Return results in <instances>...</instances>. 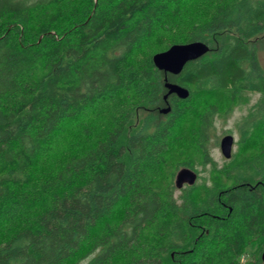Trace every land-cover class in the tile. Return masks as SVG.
Instances as JSON below:
<instances>
[{
    "label": "trees",
    "instance_id": "16d2710c",
    "mask_svg": "<svg viewBox=\"0 0 264 264\" xmlns=\"http://www.w3.org/2000/svg\"><path fill=\"white\" fill-rule=\"evenodd\" d=\"M196 2L206 16L184 17ZM224 32L214 55L165 75L187 97L123 136L133 109L163 102L151 56ZM262 32L264 0H0V264H66L96 227L82 264H262L264 146L220 168L254 170L253 185L196 197L194 182L177 199L174 181L155 185L194 96L256 94L240 137L264 125V67L244 42ZM217 115L207 106L189 131L202 164Z\"/></svg>",
    "mask_w": 264,
    "mask_h": 264
},
{
    "label": "rangeland",
    "instance_id": "374dc122",
    "mask_svg": "<svg viewBox=\"0 0 264 264\" xmlns=\"http://www.w3.org/2000/svg\"><path fill=\"white\" fill-rule=\"evenodd\" d=\"M185 8L184 17L192 15L204 18L208 12L202 2L190 3ZM225 33L228 32L216 33L207 39L206 43L209 50L205 56L208 55V57H210L218 51L222 42L223 34ZM230 33L233 32L230 31ZM181 34H183V31L175 33V36H181ZM179 38L181 39V37ZM168 42V38L162 39L161 45L153 49L155 51L160 50L166 47ZM244 42L248 48H254L256 50L259 64L264 67V32L253 36ZM141 58H143L142 55L138 56L137 59ZM168 80L173 82V78L171 77H168ZM169 98L170 96L166 98V103L162 102V104H159L156 109L151 105H142L133 109L130 120L125 125L123 136L127 137L135 130H138V128L143 125V122L151 120L154 111L156 112V110L158 111L166 106H170ZM248 98L246 104L229 105L219 92L194 96L190 100V110L181 121V124H179L176 131L177 141L172 144L169 151L165 154L164 164L159 170L155 185L162 189L166 187L169 182L173 183L176 171L183 168L185 165H190L196 172V197H202L203 193L206 192L212 182L224 184L226 187H232L240 183L253 185L258 180V175L254 170L246 171L242 168H236L228 170L226 173L220 172V168H222V166L228 161L232 159L235 161L245 159L256 153L260 146H264V125L258 126L254 129L246 140H243L242 137H240V128H242L240 123L248 110L252 107L257 95L250 94ZM207 106H216L218 108V115L212 120V132L209 134L206 146V155L210 163L202 164L203 156L199 151H196L193 141L189 137V131L196 125L197 114L202 112ZM225 134H229L233 138L231 159L229 160L224 159L221 156L218 148V142ZM43 161L47 163L50 162L48 159ZM173 171L174 174L171 176ZM182 191L183 188H174L173 197L177 199ZM210 194H214V192L210 191ZM121 208L122 205H118L114 208L109 216V221L115 222L119 220L122 211ZM5 228L6 227H4L3 230L0 229V240L4 239L7 234ZM98 230L99 227H96L90 238L87 239L84 245L72 255L66 264H82L87 258H89V252L94 243V236ZM250 251L252 250L248 248L247 252ZM245 259L246 258L242 259V261H245Z\"/></svg>",
    "mask_w": 264,
    "mask_h": 264
},
{
    "label": "water",
    "instance_id": "95a60500",
    "mask_svg": "<svg viewBox=\"0 0 264 264\" xmlns=\"http://www.w3.org/2000/svg\"><path fill=\"white\" fill-rule=\"evenodd\" d=\"M208 51L206 44L202 42H190L185 44H173L162 52L155 53L151 56V62L156 70L163 73V88L165 93L162 100L166 103V98L174 95L178 99H185L188 95L187 91L175 83H170L166 80V74L177 75L183 66L190 61H193ZM169 107L166 106L159 110V113L166 114ZM233 138L229 134L223 135L219 142L218 148L221 156L224 159H229L231 155V147ZM196 175L189 169H180L174 177V185L177 189L183 185H192L195 182ZM260 261L264 264V249L260 254Z\"/></svg>",
    "mask_w": 264,
    "mask_h": 264
}]
</instances>
